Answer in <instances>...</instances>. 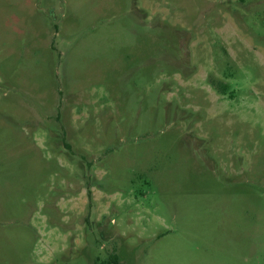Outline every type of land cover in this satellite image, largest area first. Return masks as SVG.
Returning <instances> with one entry per match:
<instances>
[{"label":"rangeland","instance_id":"374dc122","mask_svg":"<svg viewBox=\"0 0 264 264\" xmlns=\"http://www.w3.org/2000/svg\"><path fill=\"white\" fill-rule=\"evenodd\" d=\"M113 257L264 264V0H0V264Z\"/></svg>","mask_w":264,"mask_h":264},{"label":"trees","instance_id":"16d2710c","mask_svg":"<svg viewBox=\"0 0 264 264\" xmlns=\"http://www.w3.org/2000/svg\"><path fill=\"white\" fill-rule=\"evenodd\" d=\"M226 90H227V86L226 85L225 86H222V92L225 93ZM115 259L116 258L113 257L110 261L104 262V263H101V264H117Z\"/></svg>","mask_w":264,"mask_h":264}]
</instances>
